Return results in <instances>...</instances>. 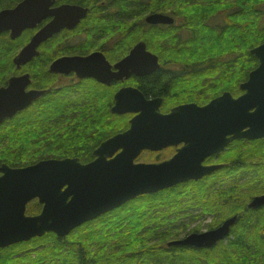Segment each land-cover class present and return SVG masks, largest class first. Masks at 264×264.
I'll return each instance as SVG.
<instances>
[{
  "label": "water",
  "instance_id": "obj_1",
  "mask_svg": "<svg viewBox=\"0 0 264 264\" xmlns=\"http://www.w3.org/2000/svg\"><path fill=\"white\" fill-rule=\"evenodd\" d=\"M54 1L23 0L12 9L0 11V34L9 33L11 41L19 38L23 31L35 28L43 19L52 17L13 58L17 67L37 57V47L42 42L62 29H73L88 11L77 5L50 9ZM150 20L162 21L160 17H150ZM137 48L116 66L119 75L128 70L144 75L157 69V66L127 65L128 60L136 58ZM250 53L258 65L241 84L243 95L237 99L225 93L204 107L181 105L168 114H161L158 111L160 99L149 101L136 89H121L115 95L113 112L137 115L130 120L126 131L98 146L93 162L82 165L77 159L67 158L45 160L17 169L0 166V247L40 238L47 233L65 238L82 224L138 197L201 180L219 168L204 167L203 161L233 140L264 138V43ZM91 60L92 57L59 59L51 65V71L73 70L84 77H98ZM105 69L110 72L109 66ZM28 85L29 77L24 75L10 78L7 86L0 88L4 101L0 104V124L44 94L43 91L26 92ZM180 133L183 134L181 139ZM181 142L183 148L167 161L135 162L145 151L158 152ZM108 157L113 158L107 160ZM34 199L42 205L41 212L26 217V205ZM262 205L264 196L254 198L248 207L256 209ZM235 222L236 217H232L213 231L194 233L172 244L211 248L229 234Z\"/></svg>",
  "mask_w": 264,
  "mask_h": 264
},
{
  "label": "flooded vegetation",
  "instance_id": "obj_2",
  "mask_svg": "<svg viewBox=\"0 0 264 264\" xmlns=\"http://www.w3.org/2000/svg\"><path fill=\"white\" fill-rule=\"evenodd\" d=\"M22 1L23 0L20 2ZM83 1L84 0H80V2ZM87 1H90V5L88 6H84L82 4H67L60 2L59 0H55L50 9L58 8L61 5H77L88 9V11L85 17L80 19L73 29H62L48 40L42 42L37 47L39 55L31 61H28L25 65L17 67L13 63L12 59V70L7 76L6 84L2 85L0 88L6 87L10 78L27 75L29 77V85L26 87V92L43 91L44 94L33 101L25 110L33 112L36 111L37 114H39L37 105L41 100L46 99L53 102V104L62 103L65 114L63 121H61L60 125H57L58 127L53 130V133H50V128H45L44 131H42V134L38 136V140L35 144L30 145L27 151H25V154H23L25 155V160L22 161L24 163H15L16 165L11 164V162L15 159L14 155L7 154L5 159H3L5 162L0 163V166L6 165L13 169L25 168L33 166L41 161L55 159L47 158L51 148V145L49 144L51 143L49 142V133L53 138L54 132L63 134L71 125L76 128L81 127L82 124L86 126L92 117L95 118V116L101 112L106 114V116H124L127 118L129 128L130 120L137 115V113L127 112L119 114L113 112L115 95L121 89H136L146 100L149 101L160 99L161 102L158 111L161 114H168L172 109L181 105L195 104L198 107H204L209 104L211 100L218 98L225 93H229L234 99L243 95V91L240 89L242 82L239 81L237 85L234 84L235 87L232 92L225 90V85H220L216 86V89H210L208 87L206 89L204 88L205 90H201L202 88L199 89V91H197L198 97H202L203 95L208 97L205 100L201 101L197 99V96H190L193 92V90L191 92V89H188L190 86L193 87V85L189 83L191 79L210 80L211 78L209 76L184 77L182 74L185 72L186 67L191 65L201 66L204 62H202V60V63L198 60H190V57L187 56L188 54H186V52H178L182 50L176 46L186 44H190L189 46H192L195 42L196 34L192 25H194V21L198 19V16H201L199 25L202 30L207 29L209 32L221 35V38H225L224 36L226 35L230 36L233 25L236 22L241 23L242 16L246 13H251L250 15L253 14L252 16L254 20H256L258 13H260L261 25L264 27V4L258 5V0H137L136 3H138L139 6L136 7L139 10L136 9L133 11L132 17H134V19L132 20H129L126 16H122L124 18H120V7L113 5L111 3L113 1L111 0ZM260 1L263 3V0ZM20 2L12 8L16 7ZM150 17H160L162 21H157L156 23L151 20L148 21V18ZM51 20L52 17H47L39 22L35 28L23 31L21 36L25 33L28 34V40L24 45L29 43L31 38ZM221 40L226 41V38ZM136 47H138L137 54L134 56L136 58L131 59V61L128 60L127 65L157 66V69L144 75L136 74L131 70H128L127 72L125 71L124 74L119 75V71L116 66L127 59ZM229 47L233 46L223 45L220 47V50L223 49L230 51L233 49ZM52 52L57 53L54 58L50 60H36L40 58V56L46 58L47 55ZM231 52L218 54L217 59L208 58L205 60L204 66L216 64L217 62L220 63L233 60ZM146 55L149 57H155V59L149 58ZM88 57H92L91 61L92 64L96 66L95 70L98 77H84L77 74V72L73 70L63 73L51 71V65L59 59ZM38 61H42V64L39 66L35 64V62L37 63ZM107 66L110 68V72L108 73L105 69ZM158 73H160L159 80L170 82L172 79H176L178 82L175 86H173L172 91L167 93L166 96L157 97L145 94L142 87L143 79L145 80L152 76H156ZM100 79H102V81ZM184 93H187V95H183ZM172 96L173 99L169 100L168 98ZM20 117V115L16 114L13 119H18ZM6 120L10 121L12 118ZM6 120H4L1 124H7L8 121ZM54 127L56 126L54 125ZM111 137L113 136H110L109 138ZM109 138L102 140L98 145L94 146L90 150L87 160H82L80 155L71 159H77L82 165L93 162L96 159L94 151L101 143ZM179 138H183L182 133H180ZM256 141H263L264 144V138L258 140L235 139L226 147L207 157L202 163L204 167H219L201 179L204 180L206 178H213L212 180L214 181L217 178V181L213 183L218 192V197L216 198L220 199L221 194L229 192V185H227L226 181L227 179H229L230 182L232 179L235 180L236 186L234 189L235 195L233 199L237 201L239 210L231 217L237 216V214L241 211V208L244 207V204H240L241 200L244 199L248 200L245 202V209H264V205L256 209L248 207L254 198L264 196V178H260L262 180H260V182H251V174H254L257 171L252 172L253 169L249 170L248 167L243 168L242 163L241 147L245 145V147L251 148L253 146V142ZM183 146L184 143L181 142L176 146H172L158 152L145 151L144 153H152L155 155L154 162L151 163H162L176 155V153L183 148ZM0 157H2L1 154ZM112 158L113 157H108L107 160H111ZM229 158L230 161L233 160L234 163L237 161H241V163L238 166L234 165L232 169H228V166L226 165L227 162L225 161ZM135 162L138 163L139 161ZM188 183L180 184L173 188H179L180 186ZM248 184L249 186L252 185V190L249 192L246 188ZM243 194L245 195L243 196ZM229 196L232 197L231 195ZM128 203L108 211L76 228L74 237L75 244L88 250L94 260L102 259L107 263H112L113 261L121 258L122 260L126 259L127 261L130 260V262H134L136 257L132 258V256L137 255V253H143V251L145 252L146 247L156 249L153 250L155 252L163 251L165 255L172 256L174 253L172 252L171 247H176V245H173L172 243L181 241L194 233L200 234L213 231L219 228L228 219H221L220 215L217 213L201 214L197 219L202 220L206 218L209 220L206 230L203 232L201 229L196 227L191 230L189 227H186V233L181 235L177 234L178 230H174L179 219L176 222L172 220L173 225H171L169 230H167L168 235L157 234L152 236L151 234L146 233L148 228H143V235L140 236V238H142V242L135 244L127 242L128 239L126 241V238H129L130 236L129 228L124 225V227H122L121 223L117 224L116 226L118 228L114 230H111L110 228H100L101 224L106 223L105 218L107 216L113 215L114 212H117ZM41 209L42 205L39 204L37 199L31 200L26 205L25 216H37L40 214ZM192 209L193 208H189V210ZM188 211H184L187 219L191 218V215L187 214ZM181 212L183 213V211ZM161 216L162 215L160 213V215L153 220L154 226L159 225H156V222L161 220ZM232 228L233 227L230 228L229 234L219 242H222L224 245L233 242V236L230 234ZM94 230L98 231V235L94 233ZM149 230L150 229H148V232L151 233ZM156 231L160 232V229ZM257 231V228L253 229V233ZM47 234L40 238L35 237L21 243L0 247V264H2V252H4L5 256H8V258H11L12 260L17 259L18 257H25L28 254H34L37 251L36 249L40 247L39 245L36 246L35 242L42 240V238H44ZM219 242H217L213 247H216ZM248 246L250 245H247V247ZM182 247L192 248L191 251H195L193 249L209 250L213 248H197L195 246ZM197 252L203 253L204 251ZM64 262L65 261L62 260L61 264H64ZM74 264H78V262Z\"/></svg>",
  "mask_w": 264,
  "mask_h": 264
},
{
  "label": "trees",
  "instance_id": "obj_3",
  "mask_svg": "<svg viewBox=\"0 0 264 264\" xmlns=\"http://www.w3.org/2000/svg\"><path fill=\"white\" fill-rule=\"evenodd\" d=\"M21 0H0V10L4 8H12ZM67 4H82L84 6L90 5V1L84 0H59ZM113 5L120 7L121 15L126 16L129 20L134 19L132 13L138 9L137 0H111ZM258 5L264 4L258 0ZM139 10V9H138ZM251 11V10H250ZM243 14L242 22H236L232 29L230 36H224L226 41L221 39V35L209 32V30L202 28L199 25L201 16L194 21L192 25L195 32V42L192 46L190 44L176 46L182 51L186 52L190 60L200 61L205 63V60L217 59L218 54L229 53L233 56V60L227 62H220L212 65L204 66L205 64L191 65L185 68L182 74L184 77L194 76H209L211 79L200 80L191 79L189 83L193 87L190 96H197L199 100H205L208 97L204 95L198 97L199 89L203 90L207 87L210 89L216 86L225 85L224 89L232 92L233 88L239 81H246L248 74L254 70L257 65V59L250 53V50L259 44L264 43V27L261 25V14L258 13L256 20L253 19V14ZM220 38V39H218ZM28 40V34L25 33L20 38L11 41L7 33L0 34V87L6 84L7 76L12 70V59L18 53L20 48ZM233 46L232 50H220L221 46ZM175 48V49H177ZM56 50V49H55ZM177 53V52H176ZM57 53H50L46 58L40 56L41 59H52ZM184 54V53H183ZM201 62V63H202ZM37 66L42 64V61L35 62ZM160 73L147 79H143V92L153 96H166L167 93L172 91L173 86L178 82L172 79L170 82L159 80ZM231 85V86H230ZM233 85V86H232ZM204 89V90H205ZM183 95H187L184 93ZM211 96V95H210ZM173 99L172 97L168 98ZM39 114L36 111L25 110L17 115L21 117L8 121L7 124H0V147H2L0 163H4L7 154L14 155V160L11 164H22L25 159V151L34 145L38 140V136L42 134L45 128H50V133L60 125L63 121L65 111L62 103L50 102V100H41L37 105ZM64 111V112H63ZM5 123V122H4ZM19 125V127H18ZM54 125L56 127H54ZM13 126V127H12ZM53 126V127H52ZM17 127V128H14ZM128 128L127 118L124 116H106L103 112L98 113L95 118L81 127H73L71 125L66 129L63 134L54 132L53 138L49 133V143L51 145L49 156L47 158L64 159L74 158L80 155L82 160H87L90 150L98 145L102 140L123 132ZM27 136V140H23V136ZM242 163L243 168L253 169L251 174V182H260V178H264V144L263 141L253 142V146L249 149L242 146ZM232 160V159H231ZM230 158L225 161L228 169H232L234 165L238 166L241 161L233 162ZM233 162V163H232ZM16 163V164H15ZM261 166V168H260ZM227 169V168H226ZM261 176V177H260ZM213 178H206L199 182H190L179 188H172L166 191L138 197L137 199L129 202L127 205L114 212L113 215L105 218L106 223L101 224L100 228H110L111 230L117 229V224L122 227L129 228L130 236L126 238L127 242L141 243L143 235L142 229L146 230L147 234L155 236L157 234L168 235L167 230L173 225L170 217L175 216V220L181 211H188L193 208L199 211L200 214L217 213L221 219L230 218L236 211L239 210L237 201H235V180L231 182L227 179L229 185V192L221 194L220 199L218 192L213 184ZM250 180V177H249ZM262 181V180H261ZM263 184V183H262ZM247 185V191H251V186ZM242 187V186H241ZM243 191V190H242ZM253 193V192H252ZM249 193V194H252ZM231 195L232 197H230ZM245 194H243L244 196ZM243 199V198H242ZM248 200H241L240 204H244L241 211L236 216V222L231 229L230 234L233 236V242L230 244H222L219 242L216 247L209 250L191 251L192 248L176 246L171 247L172 256L165 255L163 251H153L154 248H145V252L137 255L134 262L127 261L126 259L115 260L112 263H107L102 259L94 260L89 254L88 250L80 245L75 244V232L72 231L65 238H58L50 233L44 236L42 240L35 242V245L40 247L36 249L34 254H28L25 257H18L15 260L5 256L2 252V264H264V209L260 210H247L245 209V202ZM190 211V210H189ZM196 212V211H195ZM161 213V220H155ZM188 214V213H187ZM186 217V214H184ZM181 215V216H184ZM189 215V214H188ZM180 216V217H181ZM124 225V226H123ZM257 228V232L253 233V229ZM160 229V232L156 230ZM98 235V231L94 230ZM147 242V241H146ZM43 243V246H42ZM247 245H250L247 247ZM197 251H204L198 253ZM1 256V255H0Z\"/></svg>",
  "mask_w": 264,
  "mask_h": 264
},
{
  "label": "rangeland",
  "instance_id": "obj_4",
  "mask_svg": "<svg viewBox=\"0 0 264 264\" xmlns=\"http://www.w3.org/2000/svg\"><path fill=\"white\" fill-rule=\"evenodd\" d=\"M187 54V53H186ZM27 136L24 135L23 136V140H26ZM2 149V147H0V150ZM250 149V148H249ZM35 151V150H34ZM154 157L155 155L152 153H143L137 161H139V163H151L154 162ZM196 211V212H195ZM185 212H181L178 214L176 219H179L176 223V227H175V231H177V234H184L186 227H189V229H193V228H198L201 229V231H205L206 230V226L209 223V220H207L206 218L199 220L197 219L198 217H200V213L199 211L192 209L190 211H188V214L191 215V218L187 219L185 217ZM184 215V216H181ZM181 216V217H180ZM172 220H175V216L170 217ZM176 222V221H175ZM188 230V229H187Z\"/></svg>",
  "mask_w": 264,
  "mask_h": 264
},
{
  "label": "snow or ice",
  "instance_id": "obj_5",
  "mask_svg": "<svg viewBox=\"0 0 264 264\" xmlns=\"http://www.w3.org/2000/svg\"><path fill=\"white\" fill-rule=\"evenodd\" d=\"M4 101H3V98L0 97V104H2Z\"/></svg>",
  "mask_w": 264,
  "mask_h": 264
},
{
  "label": "bare ground",
  "instance_id": "obj_6",
  "mask_svg": "<svg viewBox=\"0 0 264 264\" xmlns=\"http://www.w3.org/2000/svg\"><path fill=\"white\" fill-rule=\"evenodd\" d=\"M225 169V168H224ZM227 170V169H226ZM124 256V255H123Z\"/></svg>",
  "mask_w": 264,
  "mask_h": 264
}]
</instances>
